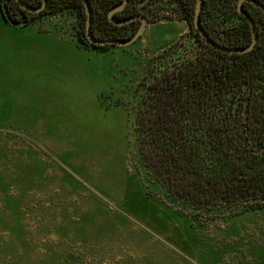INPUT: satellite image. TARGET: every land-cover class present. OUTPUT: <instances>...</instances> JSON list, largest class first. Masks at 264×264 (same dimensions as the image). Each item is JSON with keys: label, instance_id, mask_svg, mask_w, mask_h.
Listing matches in <instances>:
<instances>
[{"label": "rangeland", "instance_id": "rangeland-1", "mask_svg": "<svg viewBox=\"0 0 264 264\" xmlns=\"http://www.w3.org/2000/svg\"><path fill=\"white\" fill-rule=\"evenodd\" d=\"M141 6L139 38L91 53L0 35V264H264V208H193L145 161L143 82L199 43L176 0ZM81 19L68 6L31 24L79 43Z\"/></svg>", "mask_w": 264, "mask_h": 264}, {"label": "trees", "instance_id": "trees-1", "mask_svg": "<svg viewBox=\"0 0 264 264\" xmlns=\"http://www.w3.org/2000/svg\"><path fill=\"white\" fill-rule=\"evenodd\" d=\"M23 1L38 6L42 0ZM88 1L96 37L124 39L133 34L130 24L119 26L108 18V11L122 0ZM142 1L128 0L114 17L146 15ZM257 1L264 5V0ZM176 2L193 24L196 0ZM68 6L81 13L78 39L83 46L111 45H92L86 39L82 0H47L40 12L28 11L16 0H0V14L12 25L25 26L38 15ZM242 9L257 29L252 49L221 51L196 31L199 48L178 56L161 74L143 82L136 112L140 147L155 179L173 200L204 211L264 208V11L249 1ZM199 14L201 26L218 45L250 43L249 21L234 0H202ZM232 16L238 20L228 22Z\"/></svg>", "mask_w": 264, "mask_h": 264}, {"label": "water", "instance_id": "water-1", "mask_svg": "<svg viewBox=\"0 0 264 264\" xmlns=\"http://www.w3.org/2000/svg\"><path fill=\"white\" fill-rule=\"evenodd\" d=\"M244 1H249L253 3L255 6L260 7L264 11V5H262L260 2L257 0H238L237 1V10L240 14H242L248 21L251 27V32H252V38L251 41L248 45L243 46V47H225V46H220L214 41H212L207 33L205 32L204 28L201 26L200 23V9L202 6V0H196L195 2V11H194V20L193 24L195 27V30L197 33L202 36L204 41L211 45L212 47L219 49L221 51L225 52H245L250 49H252L257 41L258 34H257V29L255 26V23L253 19L250 17V15L242 9V3ZM16 2L24 9L31 11V12H40L47 3V0H42L41 4L38 6H31L27 2L23 0H16ZM85 13H86V22H85V36L86 39L92 44V45H103V44H115V45H125L134 42L137 38L140 37L141 33L143 32L145 26H146V18L142 14H135L130 17L124 18V19H116L114 17V13L118 10H121L128 0H122L115 6H113L109 11H108V18L111 22L117 25H121L123 23H126L128 21H131L133 19H139L140 20V25L137 28V30L128 38L120 39V38H100L96 37L92 32H91V21H92V15H91V6L88 0H82Z\"/></svg>", "mask_w": 264, "mask_h": 264}, {"label": "crops", "instance_id": "crops-1", "mask_svg": "<svg viewBox=\"0 0 264 264\" xmlns=\"http://www.w3.org/2000/svg\"><path fill=\"white\" fill-rule=\"evenodd\" d=\"M7 35V39H15L16 35L20 37V44H48L49 48L55 49L57 51L65 52L68 50L67 47L73 48L76 50L86 51L91 53V50H94L92 47H85L81 43L77 42L75 39H71L65 36L62 33L61 29L55 26H38V24H28L25 26L12 25L3 20L0 14V35ZM31 42V43H30Z\"/></svg>", "mask_w": 264, "mask_h": 264}, {"label": "flooded vegetation", "instance_id": "flooded-vegetation-1", "mask_svg": "<svg viewBox=\"0 0 264 264\" xmlns=\"http://www.w3.org/2000/svg\"><path fill=\"white\" fill-rule=\"evenodd\" d=\"M139 14V13H138ZM140 14H142V13H140ZM143 15V14H142ZM145 16V15H144ZM146 18V17H145ZM140 20L139 19H133V20H131V21H128V22H126V23H123V24H121V25H119V26H128L129 24V26H128V28L129 27H131V29L132 30H134V32L137 30V28L139 27V25H140ZM146 23H147V20H146ZM133 32V33H134Z\"/></svg>", "mask_w": 264, "mask_h": 264}]
</instances>
